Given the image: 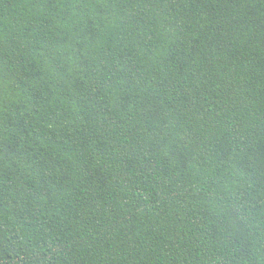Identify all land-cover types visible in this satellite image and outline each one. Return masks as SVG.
<instances>
[{
  "label": "trees",
  "instance_id": "trees-1",
  "mask_svg": "<svg viewBox=\"0 0 264 264\" xmlns=\"http://www.w3.org/2000/svg\"><path fill=\"white\" fill-rule=\"evenodd\" d=\"M0 264H264V0H0Z\"/></svg>",
  "mask_w": 264,
  "mask_h": 264
}]
</instances>
